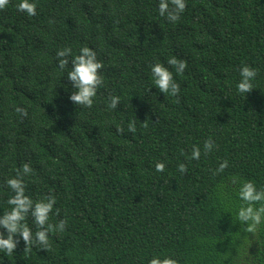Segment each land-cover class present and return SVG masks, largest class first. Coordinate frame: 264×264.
Segmentation results:
<instances>
[{"label":"trees","instance_id":"trees-1","mask_svg":"<svg viewBox=\"0 0 264 264\" xmlns=\"http://www.w3.org/2000/svg\"><path fill=\"white\" fill-rule=\"evenodd\" d=\"M35 2V16L17 11L19 0L0 10V215L11 207L6 180L30 163L26 194L55 195L49 222L68 225L49 234L48 251H24L17 237L0 264H148L157 255L264 264V224L243 232L232 183L264 186V0H187L175 24L159 15V0ZM84 46L104 64L91 108L70 101L71 64L61 70L56 58ZM170 57L187 62L183 74ZM157 62L180 85L179 102L155 87ZM242 65L258 72L246 94L237 89ZM110 96L120 97L116 109ZM209 138L217 147L204 155ZM193 145L199 160L188 158ZM223 160L229 166L214 175Z\"/></svg>","mask_w":264,"mask_h":264},{"label":"clouds","instance_id":"clouds-1","mask_svg":"<svg viewBox=\"0 0 264 264\" xmlns=\"http://www.w3.org/2000/svg\"><path fill=\"white\" fill-rule=\"evenodd\" d=\"M10 0H0V10H4ZM17 11L24 12L28 16H35L37 4L35 0H19L16 5ZM187 8V0H159L158 12L162 17L175 24L181 18V14ZM72 56L71 47H65L57 51L56 58L58 60V67L64 70L69 63L71 70L67 72V78L75 91H72L69 99L75 105H80L86 108H91L94 103V98L97 95L99 88L104 86V76L101 70L104 64L98 59V54L95 50L88 46H84L79 50V54ZM167 64L175 67L177 74H183L187 68L185 60L176 57H170ZM153 82L155 87L164 94H170L177 97L179 102L180 85L174 79L172 71L169 70L163 63H155L151 66ZM258 75L257 70L249 65H242L240 69V81L237 85L238 92L241 94L250 93L254 89L252 81ZM151 87L147 89L150 91ZM120 104L119 96L109 97V109H116ZM16 112L22 117H27L28 113L25 108L16 107ZM147 122L144 127H147ZM117 131L123 134V127H118ZM128 131L136 132L135 121H130L128 124ZM215 145L211 138L204 141L203 154L208 155ZM184 153L182 152V155ZM201 157V148L198 145H193L190 160H199ZM228 161L223 160L219 163V167L213 170V174L217 175L223 172L228 167ZM157 172H163L165 164L157 162L155 165ZM178 171L181 174L188 172V168L184 163L178 165ZM34 170L30 163H24L21 168L16 169L15 177L6 180V185L11 189L13 195L7 199V204L10 210L5 211L0 215V252L11 256L17 249L20 239L24 242V251H30L32 247L40 250L48 251L51 248L49 234L62 233L66 230L68 225L67 219H60L58 223H51L50 214H52L56 204V197L49 194L43 199L34 201L26 194L25 176L33 174ZM234 185L238 184L237 195L241 201L237 213V220L243 226V232L255 236L259 226L264 224V186L257 188L256 184L251 180L239 182L233 179ZM59 215V209L56 210ZM29 216L32 218L36 231L33 233L31 227L26 222ZM246 225V227H245ZM148 264H179L177 259L170 256L161 257L159 255L153 256Z\"/></svg>","mask_w":264,"mask_h":264}]
</instances>
